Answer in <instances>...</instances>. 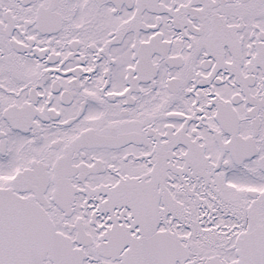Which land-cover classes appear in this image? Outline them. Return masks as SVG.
Masks as SVG:
<instances>
[{"label": "snow or ice", "instance_id": "obj_1", "mask_svg": "<svg viewBox=\"0 0 264 264\" xmlns=\"http://www.w3.org/2000/svg\"><path fill=\"white\" fill-rule=\"evenodd\" d=\"M0 264H264V0H0Z\"/></svg>", "mask_w": 264, "mask_h": 264}]
</instances>
